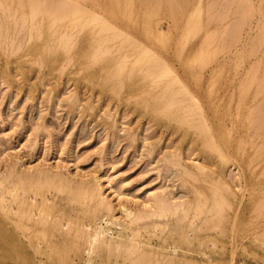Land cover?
<instances>
[{
    "label": "rangeland",
    "instance_id": "1",
    "mask_svg": "<svg viewBox=\"0 0 264 264\" xmlns=\"http://www.w3.org/2000/svg\"><path fill=\"white\" fill-rule=\"evenodd\" d=\"M187 1L122 0V23L105 27L104 12L88 24L22 26L16 0H0V174L50 176L29 194L38 203L47 198L48 222L60 219L62 228L19 229L0 209V239L22 242L21 264H84L76 228L89 224L84 208L93 201L71 197L59 188L64 181L103 184L121 224L105 211L96 224L114 236L137 230L117 250L99 248L89 264H264V0H191L189 24ZM169 8L179 24L165 20ZM191 94L204 106L211 136L199 115L186 116L195 107ZM169 153L189 167L199 159L209 175L167 166ZM222 176L242 200L216 192L211 180ZM166 191L185 208L163 220L131 221L121 211H149L142 205L148 192Z\"/></svg>",
    "mask_w": 264,
    "mask_h": 264
},
{
    "label": "bare ground",
    "instance_id": "2",
    "mask_svg": "<svg viewBox=\"0 0 264 264\" xmlns=\"http://www.w3.org/2000/svg\"><path fill=\"white\" fill-rule=\"evenodd\" d=\"M16 2H17L16 17H17L18 22L22 23V26H23V24H88L90 21H92L94 19L97 20V18H99V12H104V14H105V17H102V19H101L102 21H100V24H104L105 27H107L106 24H111V22H110L111 20H113L114 24L122 23V22L116 21V19L120 16L118 8L119 9L123 8L122 0H115V2H113V1L111 2V0H16ZM165 2H167V1H165ZM173 3H175V2H173ZM173 3H171V4H173ZM130 4L136 5L137 4L136 0H130ZM161 6H159V7H161ZM181 6L184 9H186L187 12H189L187 19H186V24H189L190 18L193 16V11H194L195 5L191 0H188L186 3L185 2L181 3ZM226 6H227V4H226ZM173 10H174L173 8H169V10H168L169 13L167 12L168 16H165L164 18H166L165 20H167L170 24H179L180 21L178 20V17L176 16V14L178 15V13L176 12V14H175V11H173ZM179 10H180V8H179ZM198 12H199V10H198ZM256 22H257V20H256ZM148 24H151V23H148ZM154 24H161V23L159 22V20H157L154 22ZM19 25H21V24H19ZM14 27L15 26H13V28ZM19 28H20V26H19ZM103 29L105 30V28H103ZM118 33L120 34V32H118ZM40 35H41V32H40ZM71 37H69V38H71ZM65 43H64V45H65ZM93 46H94V44H93ZM109 48L105 49V51L108 50V52H110ZM98 49H99V47H98ZM103 51H104V49H103ZM137 61L138 60H136V62ZM158 77H160V76H158ZM191 98L195 101V107L190 108L188 110V112L186 113V116L192 117L193 114L199 115L198 120L203 121L204 129L207 131L208 136L209 135L211 136V134H213L211 132V131H213L211 129L212 126H210L206 123L205 109H204L203 104H201V102L197 101L196 96H194L193 94H191ZM256 106H258V105H256ZM175 117L176 118L179 117L178 119L181 120L180 116H178L177 114L175 115ZM208 121L209 120L207 119V122ZM182 126H183V124H182ZM208 129H210V130L208 131ZM205 137H207V136H205ZM183 140H184V137H183ZM215 147H216V145H215ZM219 149L220 148H218V150ZM203 153H204V151H203ZM204 154H206V153H204ZM177 155L179 156V154L169 153L168 155H166L163 158L164 163L167 166H169V163H173V164L183 166V170H180V171L183 173H186L187 175H194L195 176V174H199V172H201L202 174L206 173V175H209V174H207V172H210V171L208 169H206V166L204 164H202V163H200V161H198L199 159H197L194 163H191L192 166L189 167L185 163V161L178 159ZM220 155H221V153H220ZM194 158H196V157H194ZM217 163H219V161ZM221 163H219V164H221ZM192 167H194V168H192ZM215 167H216V165H215ZM195 169H196V171H195ZM211 172L213 173V170ZM241 172H243V170ZM42 173H44V172H42V170H39V173H37V174H35L33 172L29 173L27 170L25 172L24 171L23 172L18 171V173L17 172L14 173V171L11 170L7 173L0 174V209H2L4 212V218L7 220L10 219L11 222H9V223H14L15 226L18 227L19 229H24L25 227H30L34 224H39V223L43 224V225L49 224V227L51 230L62 229L60 226L61 225L60 219H56L52 223L48 222V218L46 216V211L48 209H50V207L46 203L47 198L43 197L42 200L40 201V203H38V201L36 200L35 194H29V192H38L40 190V187L43 186V183H45L47 180H49L50 176H49V178L47 176V178L41 179L40 175ZM215 173H216V171H215ZM53 177L51 179H53ZM210 177H211V175H210ZM210 177H208V178L211 180L212 177L211 178ZM42 180H45V181H42ZM244 180H246V179L244 178ZM100 181L101 180L98 179V182H100ZM211 181L215 182L216 192L222 197L223 200H227V201L230 200V201H236V202L239 199L242 200V197H241L242 195L239 196L238 192L234 189V187L228 182V180L224 176L219 177V178L214 177ZM60 182H62V180H60ZM84 182H85V180H84ZM92 182H94V181H92ZM106 182H107L106 186H108V189L110 188V190L112 191V189L115 188V185L112 183L111 178L110 177L106 178ZM244 182H246V181H244ZM47 184H50V183L48 182ZM101 185H103V184L92 183V184H89L86 186H85V184H83V185H79V186L77 185V186L73 187V185L70 186L68 183H66L64 181L63 184L61 186H59V188L60 187L68 188L70 191L71 197H73L79 201L82 199H86V198L93 201L91 205H87L86 208H84L85 213L87 214L88 218L90 219L89 224L88 225L83 224L82 226H77V228H76L78 232L82 233V235L84 236V240H85V246L83 247V252L87 255V257L84 261V264H89V262L92 260L93 255L99 250V248L117 250L120 247H122V245L124 243H126L127 241H133L135 239V236L137 235V230L136 231L134 230V232L127 234V235L119 233L117 236H114L112 234H109L107 232V230L105 229V227H103L102 225L96 224L95 221L97 218H99L98 215L101 211H105L103 214L106 213V215H110V217H112L113 220H115L117 223L121 224L118 216H115L114 215L115 213L114 214L110 213V211L112 212L113 204H112L111 200L108 199L107 196L104 195V193H103L104 191L103 192L101 191V188L103 187V186L100 187ZM44 186H45V184H44ZM47 187H49V186H47ZM244 187H247V186L245 185ZM19 189L22 190L21 193L19 192L20 191ZM241 190L242 191L244 190L243 187ZM113 191H115V190H113ZM167 192L168 191H166V193H162V194H155L154 192L153 193L148 192L146 199L144 201H142V205L150 208V210L144 211V212H142V214L141 213L139 215L136 214V211L129 208V206L127 207L126 205H121V211L124 214V216L130 218L131 221L133 219L140 218L141 215L142 216L143 215L148 216V217L155 216L158 218V220H163V219H160L159 216H162L163 214L165 215V212H167L168 210L177 211L179 209L182 210L185 208V206L183 205L184 202L175 200L174 197H172V195H170V194H172L171 191H169L168 194H167ZM243 192H245V191H243ZM175 194L178 196L177 193H175ZM245 195H243V196L245 197ZM178 197H180V196H178ZM241 200H240V202H241ZM140 204H141V202H140ZM171 213L172 212H170V214ZM175 218H177L176 215H175ZM181 220H183V218ZM156 221H157V219H156ZM91 222H95L96 225L94 228H90L89 225ZM152 223L155 224V222H152ZM130 224H132V223H130ZM180 224H181V221H180ZM164 225H166V224H164ZM127 226L128 225L124 224V227H127ZM175 226H177V224H175ZM6 235H4L0 239V250H1V252H0L1 253L0 254V264H21V261H23L22 258H27V255L22 251V248H23L22 242L17 240L16 246L12 247V246H10V243L7 239L8 237ZM240 239H241V237H240ZM154 243L155 242H153V240H152L148 244L152 245ZM128 248H130V246Z\"/></svg>",
    "mask_w": 264,
    "mask_h": 264
}]
</instances>
